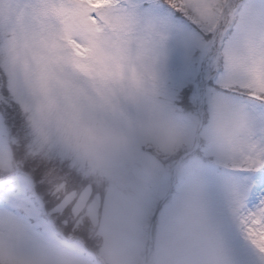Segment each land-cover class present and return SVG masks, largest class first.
<instances>
[{
	"label": "rangeland",
	"instance_id": "1",
	"mask_svg": "<svg viewBox=\"0 0 264 264\" xmlns=\"http://www.w3.org/2000/svg\"><path fill=\"white\" fill-rule=\"evenodd\" d=\"M263 224L264 0H0V264H264Z\"/></svg>",
	"mask_w": 264,
	"mask_h": 264
},
{
	"label": "trees",
	"instance_id": "2",
	"mask_svg": "<svg viewBox=\"0 0 264 264\" xmlns=\"http://www.w3.org/2000/svg\"><path fill=\"white\" fill-rule=\"evenodd\" d=\"M13 106V107H12ZM11 107L12 108H8V110H6V112H7V114L10 116V119H11V121H13L14 122V124L15 125H17V126H20V124L18 123V122H20V119H19V112H18V107H16V106H14V105H12ZM14 107H15V110H16V114L14 113ZM9 125L11 124V122H9L8 123ZM21 127V126H20ZM19 127V128H20ZM37 161H30V162H28V163H30V164H33V165H35V169L37 170V171H39V173H45L48 169H47V167H44L43 165L41 166L40 164H38V162L36 163ZM27 163V164H28ZM55 176L56 177H59V178H64V175H63V173H64V169H62V170H55ZM65 179V178H64ZM82 183V182H81ZM41 190H42V187L41 186H39V187H37L36 188V192L38 193V194H40L41 193ZM52 197H54L53 195H52ZM53 202H56V204L59 202L58 201V198H56V196L53 198ZM51 206V204H49V205H47V207H45L46 208V210H48V209H52V207H50ZM90 245H92V242L90 241Z\"/></svg>",
	"mask_w": 264,
	"mask_h": 264
},
{
	"label": "water",
	"instance_id": "3",
	"mask_svg": "<svg viewBox=\"0 0 264 264\" xmlns=\"http://www.w3.org/2000/svg\"><path fill=\"white\" fill-rule=\"evenodd\" d=\"M196 145H197V142H195V147H196ZM191 152H192V151L187 152V153L185 154V156L188 155V154H191ZM185 156H183V157H185ZM175 168H176V166H175ZM175 168H174V170H175Z\"/></svg>",
	"mask_w": 264,
	"mask_h": 264
},
{
	"label": "bare ground",
	"instance_id": "4",
	"mask_svg": "<svg viewBox=\"0 0 264 264\" xmlns=\"http://www.w3.org/2000/svg\"><path fill=\"white\" fill-rule=\"evenodd\" d=\"M261 229H263V233H264V224H263V228H261Z\"/></svg>",
	"mask_w": 264,
	"mask_h": 264
}]
</instances>
